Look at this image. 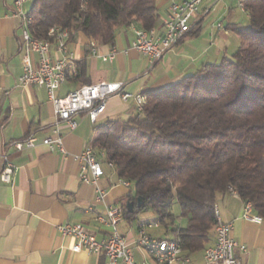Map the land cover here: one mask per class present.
<instances>
[{
  "label": "trees",
  "instance_id": "trees-1",
  "mask_svg": "<svg viewBox=\"0 0 264 264\" xmlns=\"http://www.w3.org/2000/svg\"><path fill=\"white\" fill-rule=\"evenodd\" d=\"M240 3L249 24L232 27L240 44L231 57L145 93L143 113L95 126L93 146L104 153L102 162H112L118 177L133 185L121 205L124 217L152 210L163 230L158 237L172 233L187 256L215 242L222 195L238 194L264 218V0ZM30 15V30L41 39L54 42L60 27L72 39L82 32L111 45L118 28L139 22L151 30L159 20L157 0H34ZM192 29L188 34H196ZM85 68L80 61L77 74L68 70L67 78L82 79Z\"/></svg>",
  "mask_w": 264,
  "mask_h": 264
},
{
  "label": "crops",
  "instance_id": "crops-1",
  "mask_svg": "<svg viewBox=\"0 0 264 264\" xmlns=\"http://www.w3.org/2000/svg\"><path fill=\"white\" fill-rule=\"evenodd\" d=\"M14 1L0 0V174L6 155L17 167L12 184L0 177V264H110L105 253L73 251L76 240L63 236L57 226L82 223L98 238L108 234L110 228L99 224L96 217L105 215L111 206L127 202L133 185H124L114 167L106 162H103L104 174L96 184L83 183L75 155L86 145L93 144L98 123L116 118L128 120L134 115L133 101L111 97L97 122L85 112L78 113L75 117L79 122L77 129L70 130L66 124L61 129L67 155L50 151L43 139L53 134L54 104L44 87L34 83L18 84L23 73V51L19 20L13 14ZM223 1L226 0H206L199 18L193 23L192 31L196 34H188L155 62L133 47L134 28L140 27L139 22L118 28L113 45L98 44L103 53L117 51L113 61L92 55L94 41L79 32L69 39L68 46L77 56L76 63L85 62V75L82 79L67 78L57 90L58 95L64 96L83 84L100 81L123 82L125 91L145 94L197 74L206 63L231 57L240 44L232 27L246 25L237 20H230L226 26L223 21L208 24L210 15ZM169 5L170 0H157L159 20L153 29L156 36L165 32ZM220 22L222 28L218 26ZM54 48L53 43L52 54ZM68 70L69 64L67 73ZM31 136L37 138L33 147L15 148L16 142H24ZM100 191L103 197L98 200ZM244 202L238 194L228 193L219 197L217 207L222 220L233 222V237L246 245V250H236L240 261L264 264V220L255 223L244 219ZM136 218L124 217L119 224L120 232L126 235L133 248H139L134 241L139 227L144 225L139 223L135 232L133 221ZM192 259L191 264H203V253L193 255ZM149 264L156 263L153 260Z\"/></svg>",
  "mask_w": 264,
  "mask_h": 264
},
{
  "label": "built area",
  "instance_id": "built-area-1",
  "mask_svg": "<svg viewBox=\"0 0 264 264\" xmlns=\"http://www.w3.org/2000/svg\"><path fill=\"white\" fill-rule=\"evenodd\" d=\"M34 0H15L14 16L19 20L22 32V64L23 73L19 78V85L31 83L44 87L50 100L54 104L55 127L53 134L43 139V143L52 152L67 155L64 136L61 132L64 124L70 130H75L79 122L75 118L80 112H85L93 122H97L105 112L109 99L120 96L124 101H133L135 113H143L147 101L139 100V93H131L124 90L123 82L100 81L97 83L83 84L64 96H59L57 90L64 83L60 80V64H69L70 73L77 74V56L68 46L70 34L68 29L58 27V36L54 38L53 45H44L38 40L30 38L25 27V18H28V7ZM206 0H170L169 11L164 21L165 32L156 36L154 30L140 33L134 29L135 39L133 47L149 56L152 62L158 61L164 55L184 39L193 27V23L199 18L202 5ZM223 27V23H218ZM92 55L105 61H113L117 51L109 53L100 51L97 42L92 43ZM8 93V92H7ZM37 138L31 136L24 142H16L15 148L22 150L35 145ZM103 152L98 151L93 144H88L75 158L79 164V174L83 183L96 184L104 174L102 162ZM114 167L112 162L107 163ZM16 165L6 155L4 166L0 174L1 180L13 183V175ZM126 186H131L129 180H122ZM236 194V193H235ZM103 197L99 192L98 200ZM217 224L215 226V242L207 247L203 255V264H243L236 255L237 249L246 250V245L237 241L233 235V222L224 221L216 207ZM242 217L248 221L261 223L264 218L257 215L249 208V201L244 202ZM124 218V209L120 205L111 206L105 215H98L96 221L110 228L108 234L98 238L82 223H64L57 226L63 236L73 237L76 242L72 247L75 252L86 250L90 253H105L110 264H149L147 261H137L133 244L126 235L119 230V224ZM149 227H154L150 224ZM134 244L152 253H159L163 264H191L192 256L180 258L182 244L180 240H172L171 245H164V238L154 236L145 229L139 230V235Z\"/></svg>",
  "mask_w": 264,
  "mask_h": 264
},
{
  "label": "rangeland",
  "instance_id": "rangeland-1",
  "mask_svg": "<svg viewBox=\"0 0 264 264\" xmlns=\"http://www.w3.org/2000/svg\"><path fill=\"white\" fill-rule=\"evenodd\" d=\"M210 20L208 22V24H213L216 23L218 21H223L224 25L226 26L230 20H237V22L243 24V25H248L249 24V19L247 16V13L244 10V6L243 4L240 3V0H226L223 1L221 3H219L216 6L215 11L210 15ZM207 23V22H206ZM208 24L206 26H208ZM174 211L176 212V214L179 215L180 213V207L179 204L177 203V201L174 200ZM156 217L157 215L155 214V212H153L152 210H143L141 212L138 213L137 218L133 221V227H134V231H137V226L139 223H142L144 225H142V229H145L148 232H151L153 234L159 235L163 232V230L160 228H157L158 226H154V227H149L147 225V222H150L152 224H155L156 221ZM178 222H180V219L178 220ZM122 228V227H121ZM136 236L139 235V231L138 233L136 232ZM165 238H170L173 236L172 233H169L168 235H164ZM134 250V254L136 257L137 261H143L146 260L149 263L153 262V257L151 256V254L145 250L143 247L141 248H133ZM155 261V260H154Z\"/></svg>",
  "mask_w": 264,
  "mask_h": 264
},
{
  "label": "bare ground",
  "instance_id": "bare-ground-1",
  "mask_svg": "<svg viewBox=\"0 0 264 264\" xmlns=\"http://www.w3.org/2000/svg\"><path fill=\"white\" fill-rule=\"evenodd\" d=\"M31 7H32V4H30L29 7H28V18H25V27L27 29L28 35L30 36V38H32L34 40H38V42H42L44 45H53L54 42L41 39V38L36 37V36H34L32 34V32L30 30L31 23L33 21V18L30 15ZM134 29L137 30V31H140V33H147V31H148V30H146V29H144L142 27H135ZM57 36H58V29H57ZM67 66H68V64H60V80L62 82H65L66 79H67ZM139 100L140 101H146L147 100V95L139 94ZM103 155H104V153H103ZM246 202H248V201H246ZM249 208L254 210L253 204L250 201H249ZM155 225L158 226V223H156ZM172 240H178V239L171 238V237L170 238H164V245H171L172 244ZM205 250H207V248ZM203 255H204V252H203ZM152 257L155 260L156 264H163V259H162L161 255L159 253H152ZM188 257L189 256H187L184 253V251H183V249L181 247L180 258H188Z\"/></svg>",
  "mask_w": 264,
  "mask_h": 264
},
{
  "label": "water",
  "instance_id": "water-1",
  "mask_svg": "<svg viewBox=\"0 0 264 264\" xmlns=\"http://www.w3.org/2000/svg\"><path fill=\"white\" fill-rule=\"evenodd\" d=\"M142 205H143V199L139 197L138 198V204H137V206L138 207H142ZM127 209H128L129 212H133L135 210V204H134V202L129 201L127 203Z\"/></svg>",
  "mask_w": 264,
  "mask_h": 264
}]
</instances>
